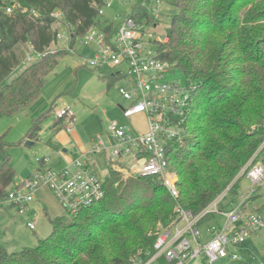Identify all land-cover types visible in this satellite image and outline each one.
I'll list each match as a JSON object with an SVG mask.
<instances>
[{
	"label": "trees",
	"instance_id": "1",
	"mask_svg": "<svg viewBox=\"0 0 264 264\" xmlns=\"http://www.w3.org/2000/svg\"><path fill=\"white\" fill-rule=\"evenodd\" d=\"M103 4L104 0H0V117L35 101L48 75L69 53L52 49L58 27L68 25L73 43L92 27L110 34L113 23L98 14ZM170 4L177 13L165 29L167 40L156 41V53L179 68L189 85L185 135L166 147L168 167L177 174L178 197L172 198L156 176L119 180L118 173L110 172L103 183L104 197L51 219L50 234L35 247L14 253L0 243V264H129L139 252L153 250L158 226L171 225L176 203L197 214L229 185V193L237 194L241 179L234 180L264 138V0ZM8 6L11 13L5 12ZM55 10L62 12L61 21L51 16ZM131 16L146 26L157 23L142 4ZM21 46L26 49L20 56ZM30 48L41 55L24 63ZM21 64L18 74L8 79ZM100 77L119 76L101 71ZM54 109L51 105L33 120L26 137L35 139L48 118L51 127L62 129L65 121L53 117ZM14 176L7 158L0 164V196ZM212 218L213 214L203 216L199 225ZM229 264L249 263L241 259Z\"/></svg>",
	"mask_w": 264,
	"mask_h": 264
},
{
	"label": "built area",
	"instance_id": "2",
	"mask_svg": "<svg viewBox=\"0 0 264 264\" xmlns=\"http://www.w3.org/2000/svg\"><path fill=\"white\" fill-rule=\"evenodd\" d=\"M109 1L104 0L98 11L100 16H103V7ZM148 1L145 0L142 5L146 7ZM156 3L160 1L156 0ZM11 10L8 6L5 12L11 13ZM157 12L155 7L150 14L157 19ZM51 16L61 21L63 14L55 10ZM118 20L117 25L113 24L110 34L102 28L92 27L76 38V41L89 46L91 50V55L79 54V64L99 70L114 69V75L120 77L124 74L128 77L131 89L119 87L120 94L129 101L127 106L122 107V114L126 119L143 114L146 129L141 131L132 125L124 126L111 121L107 132L112 139L110 145L106 144L101 135L97 136L87 152L70 142V159L60 170L46 167L48 158L36 159L41 167L17 185L15 190L0 196V209L15 206L19 213H24L43 188L52 192L66 213H76L90 207L105 195L104 180L94 171L90 161L91 155L103 152L110 161L111 172L119 173L124 179L156 176L172 198L178 197L177 174L168 167L166 147L171 142H181L185 135L189 85H181L169 79L168 73L174 70V66L159 59L156 52L146 51L145 30L152 25L139 23L131 15H119ZM61 27L68 30V35L57 29L56 41L65 39V49L72 52L76 41L73 43L67 24ZM166 40L164 35L160 41ZM40 55L30 48L24 63ZM52 114L54 118L64 119V128L68 132L72 131L74 114L70 108H55ZM261 127L264 129V120ZM241 178L250 182L246 195H241V204L227 200L230 185L197 214L176 203L171 225L158 226L159 234L153 250L139 252L129 259V264H162L161 261L163 264H197L200 260L213 263L225 258L231 261L243 259L236 248L249 235L264 227V221L258 213L246 212L249 199L264 185V138L234 182ZM207 214H213L212 219L217 215L223 219L220 223L207 226L203 232L199 229V221ZM37 221L38 215L34 213L26 224L34 230Z\"/></svg>",
	"mask_w": 264,
	"mask_h": 264
},
{
	"label": "rangeland",
	"instance_id": "3",
	"mask_svg": "<svg viewBox=\"0 0 264 264\" xmlns=\"http://www.w3.org/2000/svg\"><path fill=\"white\" fill-rule=\"evenodd\" d=\"M145 0H110L108 5L103 7L101 20H107L117 25L118 16H129L135 6L142 4ZM149 0L146 9L150 13L157 7V23L146 28L145 46L147 52H156V41L162 40L165 29L170 22V18L177 13V8L170 4V0ZM152 14V13H151ZM152 16H154L152 14ZM59 31L68 35L65 27H58ZM66 48L65 39H60L52 45V49ZM25 46L17 49L21 56ZM74 50L63 56L55 69L48 75L47 81L41 89L37 104H29L19 112L11 116L0 117V164L9 159L15 171L13 181L7 187V191L15 190L16 186L29 178L41 164L36 161L40 158H48L46 167L52 170H60L65 167L67 158L61 151L51 149L48 140H53L60 146H68L70 142L81 150H90L98 135L103 136L107 145L112 143V139L107 134L111 121H117L120 125H132L136 129L145 128V118L143 114L135 115L129 119L124 118L121 107L128 105L129 101L123 98L119 92V87L123 86L127 90L131 87L128 84V77L124 74L116 79H102L100 72L106 75L114 73L116 70H99L85 67L79 64V54L91 55L89 46L78 41L74 45ZM23 50V51H22ZM24 67L21 64L15 68L9 78L15 77ZM124 70V67H122ZM168 78L178 81L181 85H186V79L179 68L168 73ZM51 105L55 108L68 107L74 114L73 133L68 132L64 127L53 132L49 129L50 118L43 121L37 139H28L27 130L33 120L46 112ZM30 141L32 144H28ZM92 167L101 179H105L111 172V164L107 154L99 153L90 156ZM117 174V172H114ZM119 180H126L118 173ZM250 182L246 178H241L238 183L237 194L229 193L227 200H233L236 204L243 202V197L247 193ZM43 195V196H40ZM242 195V196H241ZM254 197L249 199L246 212L258 213L264 221V185L259 187ZM38 215V221L34 230L30 229L26 222L31 220L32 214ZM65 212L48 188H43L40 194H36L35 199L30 203L29 208L24 213H19L15 206H8L0 209V243L11 252L19 253L23 249L35 247L40 239L47 237L51 230V219L63 215ZM222 216L217 215L215 219H210L199 225L201 231H206L207 226L214 225L215 222H222ZM207 238V237H206ZM236 252L249 264L264 263V227L258 232L249 235L237 248ZM229 258L219 259L213 263H206L202 260L197 264H229ZM154 264H159L155 262Z\"/></svg>",
	"mask_w": 264,
	"mask_h": 264
},
{
	"label": "crops",
	"instance_id": "4",
	"mask_svg": "<svg viewBox=\"0 0 264 264\" xmlns=\"http://www.w3.org/2000/svg\"><path fill=\"white\" fill-rule=\"evenodd\" d=\"M113 74V73H112ZM38 102H37V100L35 101V102H33L32 103V105L31 106H34L35 104H37ZM121 111H122V107H121ZM51 120V119H50ZM51 124H52V120H51V122H50V125H49V129L50 130H52L53 132H57V131H59V130H61V129H57V127H51ZM146 129V124H145V128H143V129H139V130H141V131H143V130H145ZM72 133H73V131H72ZM39 134V133H38ZM38 137V136H37ZM37 137L35 138V139H37ZM28 138V137H27ZM29 139V138H28ZM30 140H32V139H30ZM48 146L51 148V149H55V150H58V148H61V151L65 154V157L67 158V161L70 159V156H71V149H70V147H69V145L68 146H60L59 144H57L56 142H54L53 140H48ZM30 144H32V142L30 143ZM42 190V189H41ZM40 190V191H41ZM40 191H39V193L38 194H40ZM40 196H43V195H40ZM44 197V196H43Z\"/></svg>",
	"mask_w": 264,
	"mask_h": 264
},
{
	"label": "water",
	"instance_id": "5",
	"mask_svg": "<svg viewBox=\"0 0 264 264\" xmlns=\"http://www.w3.org/2000/svg\"><path fill=\"white\" fill-rule=\"evenodd\" d=\"M27 143H28V144H30L31 142H30V141H28Z\"/></svg>",
	"mask_w": 264,
	"mask_h": 264
}]
</instances>
